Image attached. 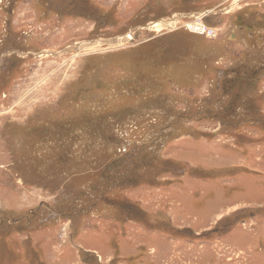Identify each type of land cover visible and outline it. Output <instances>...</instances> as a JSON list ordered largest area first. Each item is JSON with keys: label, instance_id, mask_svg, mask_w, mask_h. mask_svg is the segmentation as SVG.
I'll return each mask as SVG.
<instances>
[{"label": "rangeland", "instance_id": "374dc122", "mask_svg": "<svg viewBox=\"0 0 264 264\" xmlns=\"http://www.w3.org/2000/svg\"><path fill=\"white\" fill-rule=\"evenodd\" d=\"M260 64L264 0H0V264H264Z\"/></svg>", "mask_w": 264, "mask_h": 264}, {"label": "trees", "instance_id": "16d2710c", "mask_svg": "<svg viewBox=\"0 0 264 264\" xmlns=\"http://www.w3.org/2000/svg\"><path fill=\"white\" fill-rule=\"evenodd\" d=\"M255 71H260V70H264V64H260L259 66H256L254 67ZM255 73V72H254ZM223 77H224V73L222 72V77L219 78L215 84H214V87H213V94L214 95H217V92L221 91L224 89V85H225V80H223ZM212 98L214 97H211L209 99L206 100L207 103H210L212 101ZM205 110H202V111H196L194 114V116L197 118L198 116L200 117V115H204L206 117H211V115L209 113H204ZM216 118V117H215ZM219 121L221 122V124H226L228 122L227 119L225 118H221V117H218ZM246 121H250L252 122V120H246ZM225 122V123H224ZM117 183V182H116ZM110 184V183H108Z\"/></svg>", "mask_w": 264, "mask_h": 264}, {"label": "bare ground", "instance_id": "6f19581e", "mask_svg": "<svg viewBox=\"0 0 264 264\" xmlns=\"http://www.w3.org/2000/svg\"><path fill=\"white\" fill-rule=\"evenodd\" d=\"M197 18H200V19H201V18H202V15H201V16H198ZM171 22H172V21H171ZM171 22H170V23H171ZM157 23H161V24H163L162 20H160V21L157 22ZM159 28H160V27H159ZM128 38H131V34H129V33H128L125 37H123V38H122V37H118V39H116V42H115V43H112V42L110 43V42H109L108 44L121 43L122 41H123V42L126 41ZM98 43H101V42H99V41H95L94 43H91V44L88 43V44H85V45H83V46H82V44H81V45H78L77 48H78V49H81V48H87V47H89V46H92V47H93V46H95V45H99Z\"/></svg>", "mask_w": 264, "mask_h": 264}, {"label": "flooded vegetation", "instance_id": "af4514ba", "mask_svg": "<svg viewBox=\"0 0 264 264\" xmlns=\"http://www.w3.org/2000/svg\"><path fill=\"white\" fill-rule=\"evenodd\" d=\"M243 24V22L241 23V25Z\"/></svg>", "mask_w": 264, "mask_h": 264}]
</instances>
